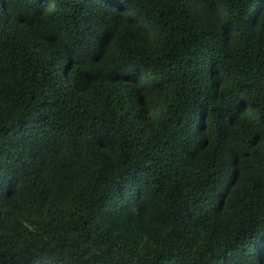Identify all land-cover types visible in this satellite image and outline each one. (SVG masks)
Wrapping results in <instances>:
<instances>
[{"label": "trees", "instance_id": "16d2710c", "mask_svg": "<svg viewBox=\"0 0 264 264\" xmlns=\"http://www.w3.org/2000/svg\"><path fill=\"white\" fill-rule=\"evenodd\" d=\"M0 177V264H264V0H0Z\"/></svg>", "mask_w": 264, "mask_h": 264}, {"label": "snow or ice", "instance_id": "6c2138e0", "mask_svg": "<svg viewBox=\"0 0 264 264\" xmlns=\"http://www.w3.org/2000/svg\"><path fill=\"white\" fill-rule=\"evenodd\" d=\"M2 183H3V178L0 177V186H2ZM12 187H13L12 181H9V192H8L9 195L11 194Z\"/></svg>", "mask_w": 264, "mask_h": 264}]
</instances>
